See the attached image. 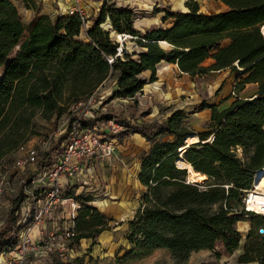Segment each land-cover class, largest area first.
Listing matches in <instances>:
<instances>
[{
    "label": "trees",
    "instance_id": "1",
    "mask_svg": "<svg viewBox=\"0 0 264 264\" xmlns=\"http://www.w3.org/2000/svg\"><path fill=\"white\" fill-rule=\"evenodd\" d=\"M220 1L228 6L226 12L204 15L196 2L188 0L189 12L166 14L175 19L172 27H150L143 32L134 29L131 9L104 4L81 40L83 22L77 14L55 19L40 14L24 24L17 7L10 0H0V164L12 160L13 153L31 139L37 116L54 120L71 116L72 106L109 78L114 80L110 99H124L155 81L156 65L163 60L176 63L180 71L191 75L229 68L237 76L236 96L227 107L219 110L203 104L202 110H210L209 127L195 134L199 140L190 147L184 141L193 134L181 110L148 123L131 122L127 115L116 117L99 110L93 124L117 118L123 127L110 138L122 140L138 133L153 141L138 176L147 191L142 206L128 223L129 248L116 258V264L142 260L160 249L169 251L174 263L183 264L191 253L214 249L217 242L232 254L243 239L236 224L246 218H262L258 223L264 220L233 210L264 170V35L260 31L264 0ZM105 23H110V30L101 27ZM111 32L130 38L120 46L111 40ZM226 39L227 45L210 53L216 43ZM127 42L135 49H128ZM168 44L172 49L165 53L162 50H167ZM207 57L214 62L203 66ZM145 71H150L148 78L141 76ZM248 83L257 85L254 94L240 98L239 92ZM72 120L69 117L66 132ZM160 135L171 138L155 140ZM179 158L206 181L188 182L187 169L176 164ZM41 164L50 163L41 160ZM30 190L41 197L45 189L39 186ZM66 196L80 203L69 244L74 249L82 238H92L108 225L102 213L86 204L89 196L76 197L73 188L67 189ZM25 197L20 190L12 199L0 228V254L15 247L20 233L33 222L31 216L23 219L19 214ZM252 237L249 232L244 238L246 243L237 260L264 264V239ZM73 262L81 264L77 258ZM64 263L54 256L45 264Z\"/></svg>",
    "mask_w": 264,
    "mask_h": 264
},
{
    "label": "crops",
    "instance_id": "2",
    "mask_svg": "<svg viewBox=\"0 0 264 264\" xmlns=\"http://www.w3.org/2000/svg\"><path fill=\"white\" fill-rule=\"evenodd\" d=\"M10 1L17 7L20 16L24 17V22L26 23H28L33 18L35 13L39 15H47L51 19L67 16L68 9L73 5H78L85 11L88 17L86 25L87 29L93 25L100 8L104 4H113L116 8L131 9L134 13L133 27L135 30L140 32H143L146 28L150 27L168 29L174 25L175 19L173 17H167V13L172 14L176 12H189V9L186 6L188 0ZM193 1L197 3L199 13L204 15L223 13L228 10V6L220 0ZM106 22L109 21L107 20ZM109 24L105 23V25H107V30H110L111 26ZM263 27L264 24L260 27L261 33ZM111 33H113L116 39L117 35L114 34V32ZM228 42L229 41L226 39L216 43L211 48L210 53L212 54L218 48L227 45ZM171 49L172 46L168 44V49L162 51L168 53L171 51ZM213 62L214 60L211 57H207L202 62V65L208 66ZM225 72L229 73V75H232L233 82L231 83V89L233 99H229L228 101L227 98L220 104L214 102L206 103L207 105H215L219 110H221L227 107L234 100V96H236L234 93V88L238 79L236 74L232 73L229 68L212 70L204 74L195 73L194 75H191L180 71L176 63L163 60L156 65V80L144 84L142 90L137 94H142V97L148 96L147 98H142L140 101L142 105L143 101H148L149 105L156 104L155 102H157V99L167 100L172 98L174 95L182 96L183 94H191V92H194L195 87H198V85L195 84L197 83L196 80H201L205 76L212 73L224 74ZM145 73H148V76H144ZM149 75L150 71H145L141 74V76L144 78H148ZM249 84L251 85L254 83H248L246 85ZM135 96L132 98L115 99L121 103H127L128 100L135 98ZM175 110H181L183 112V110L180 108L172 109L171 112H166L159 120L155 121L166 119ZM144 111L145 109H141L139 113ZM155 113H157L156 107L148 112L146 117L150 115L152 116ZM196 114L197 116L193 117L204 115V117L210 118L209 109L200 110ZM184 120H186V117ZM138 121L147 122V119L145 116H142L141 119H138ZM170 138L171 137L167 135H160L155 140H168ZM113 141L114 150L111 156L106 158H95L90 161L86 167L80 169V171L74 177H71L70 179L62 178L60 180V182L64 185H66V183L70 184V187L74 189V195L76 197L89 196L91 200L86 204L95 207L100 213H102L108 225V229L102 231L100 234L88 239L82 238L75 248L69 251V259L64 264H75L73 262L75 258H77L81 264H116V258L120 257L129 248V242L126 239L129 229L128 223L134 218L136 212L142 206V196L147 191V188L140 182L138 176L142 159L149 154L153 141L148 140L138 133L129 134L122 140L113 138ZM30 148L32 147L27 148L25 155ZM19 158L21 157L16 158L14 163ZM14 163L12 165V167L15 169L13 178H17L21 175L20 173L23 172L24 169L15 167ZM30 167L31 166H28L27 168ZM31 187L33 186L31 185ZM40 195H42L41 192ZM241 222L244 223L245 221H239L238 223ZM69 226L70 221L68 217V208L57 206L52 210V212L45 216L41 224L33 227L30 230L29 239L33 243L36 242L39 237L48 238L53 236L52 239H56V241L61 242L62 240L58 239V237L61 236L62 233L69 228ZM30 250L27 253L29 257H26V261L29 259L31 260L29 261L30 264H45L50 262L55 256L53 252H50L53 255H49V253L45 252L40 245H38L37 248L33 247V249L31 251ZM7 256L8 255L6 252L0 254V262Z\"/></svg>",
    "mask_w": 264,
    "mask_h": 264
},
{
    "label": "rangeland",
    "instance_id": "3",
    "mask_svg": "<svg viewBox=\"0 0 264 264\" xmlns=\"http://www.w3.org/2000/svg\"><path fill=\"white\" fill-rule=\"evenodd\" d=\"M35 15H39V14L35 13ZM20 17H21V21L24 24H27L26 22H24V17L23 16ZM101 27L107 30V25L101 24ZM86 29H87L86 25L83 26L81 36L79 37V39L81 40L85 39ZM110 37L111 40L113 41L116 40L113 33L110 34ZM126 46L130 50L135 49L134 45L130 42H127ZM14 52L15 50L11 53L9 58L13 56ZM144 76H148V73H145ZM113 81H114L113 78H109L96 91L97 105H95L93 109L90 110L87 117L92 124L93 121L96 118H98L99 110L100 112L109 113L116 117L120 116V114L127 115L126 116L127 120L131 122H133L134 120L141 119L142 116L143 117L145 116L147 122L149 121L153 122L155 120H159L161 116L166 112H171L172 109L180 108L183 110V113L186 116V120L184 121L187 127L192 132V134H196L197 132L205 130L209 127V120H208L209 117L208 118L204 117V115H199L200 117L199 116L193 117V116H197L196 113L202 110L203 104L212 103V102L220 104L227 98L228 101L229 99H233L232 89H231L232 88L231 83L233 82L232 75H229V73L226 72L224 74L212 73L205 76L201 80H196L197 83L195 84L198 85V87H195L194 92H191V94H183L182 96L174 95L172 98H169L167 100L157 99V102H155L156 104H151V105L148 104V101L146 102L143 101V105L141 104L140 101L142 100V98L148 97V96L142 97L141 96L142 94H137L135 98L128 100L127 103H123V102L121 103L117 101V99L115 98L110 99V96L114 89ZM256 87H257L256 84L245 85L244 89L239 92L238 96L241 98H247L254 94ZM140 105L142 106L139 107ZM98 106L101 107L102 109H97ZM154 107H156L157 113H155L152 116L150 115L146 117V114L151 110H153ZM141 109L142 110L145 109V111L139 113ZM71 113H72L71 116H75L76 114L79 113V111H75V113L73 111ZM71 116L62 115L57 120H54L53 117L47 119L37 116L35 119V133L31 137V139L27 141L19 151L13 154L12 160L6 163L2 162L0 164V170L7 172V175L11 176V177L9 176V182L11 184V190H12V191L10 190L6 191L0 197V228H2L5 223L7 212L10 209L12 199L18 195L20 190H23L24 186L27 189H30L31 185L34 188H37L38 186L41 187L43 186L41 184V182L43 181V176L40 170L41 160L44 161L45 164L46 163L51 164V162L55 160V157L61 153L62 150L61 136L63 135L61 131H63L64 126H66V123L69 121V117ZM116 119L117 118H114L113 120ZM98 121H100V119H98ZM96 124L100 130L104 129L107 126L106 124L100 122H97ZM28 147H32L38 150V163L31 166L30 168L27 167L24 168V171L20 173L21 174L20 176H18L17 178H13V175L15 173V169L12 167L14 160L18 157H23ZM50 164L47 165L49 166ZM33 175L35 179L32 182L30 178L31 176L33 177ZM34 206L35 205L32 198L26 195L19 210L20 217L22 216L23 219H25L31 216ZM261 219L262 218L260 217L246 218L244 223L241 222L236 224V228L241 233L243 239L240 244V247L237 250L233 251L232 254H227L224 251V247L222 243L217 242L214 249L201 250L198 252L191 253L188 261L183 264H256L255 262L240 263L238 262L237 257L242 252L243 244L246 243V241L243 240L244 238L247 237V234L249 232L253 234L252 239L254 238L264 239V233L263 231H260V229L262 230L264 229V220L258 223V221ZM40 238H42L43 240L45 239L44 237H40ZM33 245L34 248H37L38 245H40V242L37 243L33 242ZM30 249L32 250L33 246ZM50 254L51 253H49V255ZM29 261L31 260L30 259L28 261L25 260V264H30ZM127 264H176V263H174L172 259V255L170 254L169 251L160 249V250H156L147 258H144L139 261H133Z\"/></svg>",
    "mask_w": 264,
    "mask_h": 264
},
{
    "label": "built area",
    "instance_id": "4",
    "mask_svg": "<svg viewBox=\"0 0 264 264\" xmlns=\"http://www.w3.org/2000/svg\"><path fill=\"white\" fill-rule=\"evenodd\" d=\"M73 14H77L81 18L83 26L87 25L88 17L78 5H73L68 9V15ZM120 51L121 48L119 47L118 53ZM108 61L111 62V59H108ZM96 93L94 92L83 101L72 106L71 112L79 111V113L72 116L73 120L69 130L66 132V126H64L63 131H61L65 135L61 141V153L55 157V160L49 166L40 165L43 176L41 184L45 189L42 196L37 197L30 189L24 186L23 192L32 198L35 205L31 215L33 222L20 233L18 244L6 252L8 256L0 264H25L28 250L32 246L34 247L29 239L30 230L41 224L45 216L57 206L68 208L70 221L69 228L58 237L62 241L58 242L56 239H52L53 236H50L44 240L39 237L36 243L40 242V246L45 252H53L58 259L64 262L69 259L68 254L71 250L69 244L73 237V220L80 208V203L74 197L66 196L67 189L71 188L70 184L66 183L64 185L60 180L74 177L80 169L86 167L95 158L111 156L114 150V141L110 136L116 135L123 130V127L113 119L106 122L101 121L100 123L107 125L102 130L99 129L97 124L84 125V123L89 122L88 114L96 105ZM37 163L38 150L30 148L24 157L15 161L14 166L24 169ZM34 179L35 177L33 176L31 181L33 182ZM8 190L12 191L9 176L7 172L0 170V197ZM233 210L236 213L244 214L246 217L252 215L264 217V190L257 188L252 183V187L244 191L241 205ZM262 231L264 233V229Z\"/></svg>",
    "mask_w": 264,
    "mask_h": 264
},
{
    "label": "bare ground",
    "instance_id": "5",
    "mask_svg": "<svg viewBox=\"0 0 264 264\" xmlns=\"http://www.w3.org/2000/svg\"><path fill=\"white\" fill-rule=\"evenodd\" d=\"M262 33L264 34V27L262 29ZM127 38H130L129 36H125ZM124 37V38H125ZM119 38L120 42L123 43L124 38L122 36H117V39ZM123 39V40H122ZM199 139H197V136L195 134L191 135L188 139H187V145L186 147H190V145H192L193 143L197 142ZM186 143V141H185ZM185 147V148H186ZM184 149L180 150V155L183 152ZM176 164L178 167H185L189 172H188V176H187V180L188 182L194 183V184H202L204 181H206V178L202 177L200 174L195 173L192 171V169L190 168V166L188 164H186L181 158H179L176 161ZM261 180V181H259ZM257 188L259 185V188L264 190V170L262 171V175H260L257 179L254 180L253 184L255 182H257ZM255 186V185H254Z\"/></svg>",
    "mask_w": 264,
    "mask_h": 264
},
{
    "label": "water",
    "instance_id": "6",
    "mask_svg": "<svg viewBox=\"0 0 264 264\" xmlns=\"http://www.w3.org/2000/svg\"><path fill=\"white\" fill-rule=\"evenodd\" d=\"M114 34H116L117 36H122L123 38L126 36V35L124 36V35H121V34H118V33H115V32H114ZM125 38H127V37H125ZM116 41L119 42L120 46L122 45V42H120L119 38L118 39L116 38ZM263 131H264V128H263ZM182 168H185V167H182ZM187 176H188V170H187ZM260 231H262V230L260 229Z\"/></svg>",
    "mask_w": 264,
    "mask_h": 264
}]
</instances>
